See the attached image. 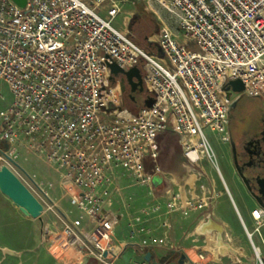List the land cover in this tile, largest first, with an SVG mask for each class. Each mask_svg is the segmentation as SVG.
Returning <instances> with one entry per match:
<instances>
[{"label":"built area","instance_id":"1","mask_svg":"<svg viewBox=\"0 0 264 264\" xmlns=\"http://www.w3.org/2000/svg\"><path fill=\"white\" fill-rule=\"evenodd\" d=\"M158 1L177 19L174 30L157 36L160 55L113 26L123 1L25 0L20 7L0 0V85L11 95L0 112V164L9 168L20 155L34 156L56 174L60 200L73 207V217L52 199V184L34 174L27 181L43 215L52 217L43 237L58 264H115L130 244L113 243L119 216L112 208L123 201L126 181L153 196L163 134L179 137L190 166L213 163L205 129L225 137L228 106L238 95L264 103V0ZM141 63L152 106L135 114L109 109L121 100L110 66L128 71ZM236 80L243 84L240 94L226 90ZM170 205L169 213L177 209ZM252 219L264 225V212L253 211ZM241 224L263 264L253 234ZM131 226L130 241L144 234L140 217ZM182 253L183 264H200Z\"/></svg>","mask_w":264,"mask_h":264},{"label":"rangeland","instance_id":"2","mask_svg":"<svg viewBox=\"0 0 264 264\" xmlns=\"http://www.w3.org/2000/svg\"><path fill=\"white\" fill-rule=\"evenodd\" d=\"M116 1L123 2L120 5L121 11L119 15L113 20V26L119 30L129 32L131 38L147 53H157L156 39L160 31L165 28L174 30L177 27L176 17L168 14L158 0ZM142 66L143 63L139 64L138 68L141 69L144 75V68ZM115 86L114 83L111 84V87L114 88ZM114 93L116 96L117 93ZM0 95L4 97V101H0L1 112L11 103V95L7 86L4 84L0 85ZM146 97L147 95L145 94L143 97L132 102L127 97L126 93H124L121 94V100L118 101L119 104L117 105L115 102V104L109 105V109L114 110L118 108L121 111L135 114L144 107V100ZM257 107L264 108V103L261 99L242 95L237 101V108L231 111L229 127H234L239 111L248 110L254 112V109ZM205 135L211 144L212 150L215 151L217 167L220 170L221 176H219L214 166L207 160L202 161L198 166H190L182 156L179 137L171 132H167L158 140V175L162 177L163 183L156 189L153 188V196L148 194L147 187L133 185L130 181L125 182V185L128 187L122 198L123 201H120L117 205L119 219L112 240L114 244L125 242L130 245L126 247V253L124 250L119 256L118 264H130L135 260V255L133 253L134 256H132V252L133 250L137 251V247H139L138 242L140 240H146L148 243L152 244V240L154 239L156 240L161 263L165 264L175 263L176 260L174 256L177 255L178 251L191 254L194 257V261L200 264H233V258H235L237 253L241 252L236 250V246H234L236 243L248 254L250 260L257 264L253 250L247 240L245 230L241 228L239 218L236 216L235 208L241 211L239 213L242 218V223H245L246 230L250 231L249 223H252V217L247 213L246 208L237 200V192L231 181V174L227 168V164L218 153L221 147L220 134L206 128ZM24 158L23 155H20L18 161L14 163L15 166L9 164V168L12 172L28 189H30L29 182L27 181V175L29 174H34L36 180L43 181L45 185L52 184L56 193H52V199H54L55 202H59L61 207L68 211L72 217L75 216L76 212L73 207L64 199L60 200L62 191L58 187L56 174L50 171L39 158L34 156L28 157L27 160ZM19 169L24 170V172ZM201 169H204L209 175L218 178L216 179V190L220 189L223 195L217 198V201L205 207V217L198 218L197 215H195L190 218H185L184 209L179 207L178 202H176L174 207L177 209L169 213L167 204L170 203V199L167 195V191L171 189L177 191L178 188L182 191L185 184L189 183L191 185L194 183ZM199 183L204 184L206 188H210L208 179L197 182L195 188L198 187ZM225 184L234 198L235 207L227 199ZM46 188L50 189L47 186ZM35 197L40 199L38 196ZM14 209L16 210V208ZM256 209L257 208H253V211H256ZM212 211L216 214L218 213L217 218L211 216ZM242 211L244 213H242ZM19 214L21 213L19 212ZM19 216L20 215H15L11 208H0V220L1 218L2 220L6 219L7 222L12 223L15 227L14 230L8 231L2 238L0 236V243L10 244V241L16 240L18 236L22 237L23 241L28 240L31 243L35 240L36 231L39 230V221L27 218L23 215L25 219ZM139 217L140 223L145 227V232L144 234H139L133 241H130L128 237L132 229L131 225L134 223V219ZM50 218L52 217L50 216ZM42 220L43 225L45 224L47 228H49L52 220L49 219L47 215L43 214ZM211 223L220 226L222 229L221 232L219 233L213 230L208 234L205 232L203 233L200 226L203 224L211 226ZM37 238L40 242V246H44L42 235H38V231ZM218 240L224 245L225 251L223 254L218 252L215 246V242ZM252 240L254 245L258 247V241L255 236L252 237ZM258 248L260 249V258L264 259L262 247ZM38 251L42 253L41 248ZM195 253L197 255H202L204 259H199L195 256ZM34 254V252H26L25 255L17 259L1 260L0 263L40 264L34 260ZM167 259L172 260L167 262Z\"/></svg>","mask_w":264,"mask_h":264},{"label":"flooded vegetation","instance_id":"3","mask_svg":"<svg viewBox=\"0 0 264 264\" xmlns=\"http://www.w3.org/2000/svg\"><path fill=\"white\" fill-rule=\"evenodd\" d=\"M139 71L142 79L141 85H137L135 79H133L135 85H130L125 81V93L130 100L133 98V101L146 94L143 84V74L141 69ZM117 78L120 80L122 76H118ZM131 89L134 91L131 92ZM236 108L237 102L229 110L226 135L223 139L220 138L221 147L218 153L227 164V168L231 174V181L237 192V200L252 217L253 208L264 212V108L257 107L254 109V112L248 110L239 111L234 127L230 128L231 111ZM213 155L214 162L211 164L219 176H221L220 170L217 167L215 151H213ZM203 179L209 180L210 188H206L202 183H199L198 187L195 188L196 183ZM216 179L218 178L209 175L208 172L201 169L194 183L191 185L189 183L185 184L182 191L179 188L177 191L173 189L168 190L167 194L170 199L171 208H174L176 202H178L179 207L184 209L185 218L195 215L198 218L205 217V207L214 203L217 201V198L223 195L220 189L216 190ZM225 191L227 199L235 207V201L231 192L226 188ZM242 213L244 212L242 211ZM211 216L217 218L218 213L216 214L212 211Z\"/></svg>","mask_w":264,"mask_h":264},{"label":"water","instance_id":"4","mask_svg":"<svg viewBox=\"0 0 264 264\" xmlns=\"http://www.w3.org/2000/svg\"><path fill=\"white\" fill-rule=\"evenodd\" d=\"M12 1L20 7H24L25 5V0H12ZM158 53L160 52L158 51ZM110 72H111L110 79L112 81L118 76H122V78L119 80V87L121 94L125 93V81L130 85H135V83H133V79L136 80L137 85H141L142 83L140 71L137 67H132L128 71H124L118 68L117 66L112 65L110 66ZM228 89H230L231 92L235 94H240L243 91V84L239 80L232 81L228 83V87H226V90ZM133 91L134 90L131 89V92ZM240 97L241 95H238L234 100H232L229 103L228 106L229 110L231 106H234L236 104V102ZM229 98H230V93H227L226 100L229 101ZM131 100L133 101V98H131ZM153 103H154V99L147 96L144 100V107L150 108ZM162 183H163V179L159 175L154 176L151 179V185L155 189L158 186H161ZM0 193L3 196H5L8 200H10L18 208L19 212L23 216L39 221L41 226L42 239L44 241L47 240L46 237H43V220H42L43 207L41 203L35 198V196L28 190V188L5 164H0ZM211 225L215 231L219 233L221 232L222 229L220 226L215 225L214 223H211ZM219 242L222 243L221 241ZM224 251L225 248L220 253L223 254ZM150 258H151L150 254H146L144 260L146 262H150ZM185 260H186V256L182 252H180L177 260V264H183ZM235 263L238 262L236 259L233 258V264ZM262 263L264 264V259H262Z\"/></svg>","mask_w":264,"mask_h":264},{"label":"crops","instance_id":"5","mask_svg":"<svg viewBox=\"0 0 264 264\" xmlns=\"http://www.w3.org/2000/svg\"><path fill=\"white\" fill-rule=\"evenodd\" d=\"M153 54L160 55L158 53V49H157V53L155 52ZM225 188L229 191L226 184H225ZM0 201H1V207L0 208H11L15 215H20L19 217L23 218V216L21 214H19L18 208L10 200H8L5 196H3L1 193H0ZM14 208H16V210ZM61 209L64 210L63 208H61ZM112 209L117 210V208H112ZM235 211H236L237 217L239 218L240 226L243 229V226L241 224V222H242L241 215H240L237 208H235ZM47 216L49 219H51L49 215H47ZM23 219H25V218H23ZM243 224L245 226V223H243ZM249 224H250V227H249L250 231L249 230H247V231L252 233L253 236L256 237V239L258 241V247H262L263 252H264V225L255 223L253 219H252V223H249ZM116 227H117V225L115 226L114 231L116 230ZM14 229H15V227L12 225V223L7 222L6 219L2 220V218H1V220H0V236H1V238L3 235L7 234L8 231H12ZM39 230H40V232H39ZM39 230H37L38 235L41 236L40 224H39ZM37 231H36L35 240H33L32 243L29 242L28 240L23 241V238L19 237V236L16 240H14L12 242L10 241V244L9 243H0V261L1 260H7V259L8 260L14 259V258L17 259L18 257L25 255L26 252H29V253L34 252L35 253L34 254V256H35L34 260L36 262H39L40 264H58L48 253L47 244L44 242L43 239H42V241L44 243V246H40V242L38 241V238H37ZM13 232H15V231H13ZM113 234H114V232H113ZM138 243H139L138 244L139 247H137V251L133 250V252H132V256L135 255L134 256L135 260H141V259L144 260L145 255L150 254V256H151L150 262H146L147 264H165V263H161V259L159 258L160 254L157 250L156 245H152V244L148 243L146 240H140ZM232 243H235V242H232ZM234 246H236L235 247L236 250L241 251L240 253H237V255L234 258L238 262L235 264H255L254 262H252L250 260V257H248V254L243 251V249L240 247V245L238 243H236ZM40 248L42 249V253H39V251H38ZM126 250H127V248L124 251L125 253H126ZM133 253H134V255H133ZM188 256L190 257V259L194 258L191 254H188ZM195 256L198 257L196 253H195ZM174 257H175L176 261L173 264H177L178 259L176 256H174ZM118 259L115 261V264H118V261H119ZM170 260H172V259H167V262H169ZM191 260H192V262L194 261L193 259H191ZM82 264H96V263L93 262L92 260H84L82 262Z\"/></svg>","mask_w":264,"mask_h":264},{"label":"bare ground","instance_id":"6","mask_svg":"<svg viewBox=\"0 0 264 264\" xmlns=\"http://www.w3.org/2000/svg\"><path fill=\"white\" fill-rule=\"evenodd\" d=\"M201 229H202V232L204 233H209L210 231H213L214 230V228L212 227V225L211 226H209L208 224H203L201 227H200ZM215 246H216V248L218 249V252H221L223 249H224V246L222 245V243H220L219 241H216L215 242ZM257 254H258V252H257ZM191 259H193V258H191ZM194 260V259H193ZM193 262H195V261H193Z\"/></svg>","mask_w":264,"mask_h":264},{"label":"trees","instance_id":"7","mask_svg":"<svg viewBox=\"0 0 264 264\" xmlns=\"http://www.w3.org/2000/svg\"><path fill=\"white\" fill-rule=\"evenodd\" d=\"M134 41V40H133ZM136 44H137V42L136 41H134ZM148 44V43H147ZM138 45V44H137ZM140 47V46H139Z\"/></svg>","mask_w":264,"mask_h":264}]
</instances>
